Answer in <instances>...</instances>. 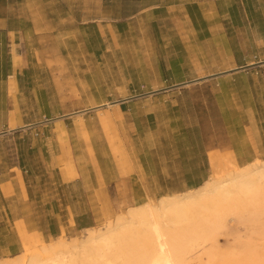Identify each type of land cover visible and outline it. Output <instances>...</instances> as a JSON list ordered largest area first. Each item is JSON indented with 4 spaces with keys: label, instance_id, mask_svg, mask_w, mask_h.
<instances>
[{
    "label": "rangeland",
    "instance_id": "obj_1",
    "mask_svg": "<svg viewBox=\"0 0 264 264\" xmlns=\"http://www.w3.org/2000/svg\"><path fill=\"white\" fill-rule=\"evenodd\" d=\"M150 1L0 0V19L7 16L10 20L7 26L16 34L25 33L31 37L35 32H53L62 42L65 51L77 61L76 66L87 70L88 77L92 78L93 88L83 98L89 104H99L118 96L122 97L132 89V94L154 90V86L148 85L154 79L152 74L133 73L127 67L122 70L124 64L117 62L115 49L111 46L112 43L116 44L115 36L104 27H97V22L106 18V14H109V17L125 15L138 10L140 4ZM262 7L264 8V0H237V4L227 14L231 24L226 35H217L215 38L206 31H201L202 35L190 41L184 66L192 71L189 74L184 72V75H187L184 76V81L242 66L251 61L264 60V43L253 40L249 35L248 25L244 23L252 16L257 24L256 18L261 17ZM142 16L151 17L152 14L148 11ZM137 27L147 28L148 22L144 21ZM229 31L236 36L235 39L230 38ZM235 32L238 35H235ZM132 33L134 32L132 31L125 40V43L131 46L128 51L126 49L128 56L133 52L132 46H135L137 54L142 49L140 42L132 40ZM20 39L23 37L20 36ZM18 41L19 38L14 35L13 51L17 48ZM5 43L3 38L0 41L2 64L5 59ZM107 48L109 49L106 57H92L95 52L100 54ZM233 50L237 52L233 53ZM3 76L4 73H1L0 80ZM127 82H130L129 85L134 84V88L128 89ZM208 90L214 92L216 99L209 95ZM103 107H106V110H97L84 118L81 116L73 119L72 123L71 120L65 123L69 129L70 145L80 144L87 154V160L82 161L86 167V176L67 186H41L46 189L44 193L49 198L54 194L66 198L64 203L68 209L63 213L66 214L69 210L86 211L91 217V226L94 229H101L108 222L111 223L130 205L144 201L156 203L162 195L186 191L200 185L210 176H222L235 170L239 166L234 162L232 154L227 153L226 145L229 142L239 152V163L264 161V65L211 80L209 84L190 85L184 88V92L142 99L138 102L137 110L150 116L146 126L136 131L130 129V119L116 118L110 107L100 106ZM48 108L50 106L45 105V113L51 115L47 111ZM219 114L228 126L226 132L230 140L222 137V127L215 129L214 135L207 128L212 118L218 117ZM11 115L8 126L22 123L18 115ZM32 115L34 110L30 108L27 116ZM24 128L27 127L22 129ZM119 129L123 132L125 130L124 137L118 135ZM23 135L25 136H22L20 141L29 144L30 136L25 133ZM13 142L11 137L1 138L0 150H6L4 148L13 145ZM105 143L108 144L109 150ZM216 145L219 146L218 150L208 151V148H214ZM104 151H110L117 160L121 159L123 153H129L136 167L132 183L129 181L122 186L118 185L116 191L111 185L103 184L98 170L99 162L97 164L96 160L100 159ZM207 162L210 164L209 170ZM111 166L112 164H108L109 168ZM122 171L127 170L123 167ZM130 187L133 193L130 192ZM3 204L4 202H0V223L9 229L12 225L11 216L7 209H2ZM228 229L230 234L222 233L216 238V244L221 251L230 250L236 236L245 238L252 230L247 223L236 220L229 221ZM61 234L67 239H72L80 236L81 232L73 230ZM263 239L258 241L263 243ZM40 245L41 242L34 236L24 235L23 250L38 248ZM1 259L4 258H0V261Z\"/></svg>",
    "mask_w": 264,
    "mask_h": 264
},
{
    "label": "crops",
    "instance_id": "obj_2",
    "mask_svg": "<svg viewBox=\"0 0 264 264\" xmlns=\"http://www.w3.org/2000/svg\"><path fill=\"white\" fill-rule=\"evenodd\" d=\"M236 4L237 0H151L140 4L138 10L125 15L109 17V14H106V18L97 22V27H104L115 36L116 44L112 43L111 46L115 49L117 62L124 64L122 70L127 67L133 73L152 74L154 79L148 85L154 86V90L132 94V89L122 97L118 96L99 104H89L83 98L93 88L92 78L88 77L87 70L76 66L77 61L65 51L62 42L53 32H35L31 37L25 33L16 34L7 26L10 23L7 16L0 19V41L4 38L6 42L4 64L0 62V74L4 73L0 80V139H14L13 145L4 148V151L0 150V202H4L2 209H7L12 221L9 229L0 223V258L23 251L24 235L34 236L38 242H47L61 232L92 227L91 217L86 211L69 210L66 214L63 213L68 209L64 203L66 198L59 194L49 198L45 196L46 189L41 188L51 184L67 186L86 176V167L82 161L87 160V154L80 144L70 145L69 129L65 125L67 121L71 120L72 123L77 117L84 118L91 112L106 110V107L100 106L109 103L113 115L117 113L116 118L130 119V129L136 131L146 126L150 116L137 110L138 102L142 99L184 92V88L190 85L209 84L211 80L264 65V60L251 61L242 66L184 81V76H187L184 72L189 74L192 71L184 66L189 42L202 35L201 31H206L215 38L217 35H226L231 24L227 14ZM262 10L261 17L256 18L257 24L252 16L244 23L248 25L249 35L253 40L263 44V7ZM148 11L151 12V17L142 16ZM144 21L148 22V27L138 29L137 26ZM132 31V40L140 42L142 49L140 48L141 52L137 54L135 46H132L133 52L128 56L126 49L128 51L131 46L125 43V40ZM14 35L19 38L15 51ZM235 35L238 33L235 32ZM20 36L23 37L22 40ZM229 36L231 39L236 38L231 31ZM108 49L102 50L100 54L95 52L92 57L104 58ZM236 52L233 50V53ZM243 66L248 67L238 69ZM129 83L126 84L128 89L134 85ZM208 93L216 99L214 92L208 90ZM45 105L50 106L47 111L51 115L45 113ZM30 108L34 110L31 117L27 116ZM11 114L19 116L22 123L8 126ZM212 119L207 126L212 135L215 129L222 127V137L230 140L226 132L228 126L222 116L219 114ZM23 127L27 128L22 129ZM23 133L30 136L29 144L20 141V138L25 136ZM118 135L124 137L125 130L123 132L119 129ZM105 144L109 150L108 144ZM218 148L216 145L214 148H208V151L214 152ZM226 148L239 167L246 164L239 163V152L232 143H227ZM102 153L96 162H99L98 170L103 184L111 185L116 191V186L132 181L136 167L128 152L123 153L120 160L110 151ZM108 164L112 166L109 168ZM123 167L127 171H122ZM132 190L130 187L131 193Z\"/></svg>",
    "mask_w": 264,
    "mask_h": 264
},
{
    "label": "bare ground",
    "instance_id": "obj_3",
    "mask_svg": "<svg viewBox=\"0 0 264 264\" xmlns=\"http://www.w3.org/2000/svg\"><path fill=\"white\" fill-rule=\"evenodd\" d=\"M232 220L252 230L221 251L216 238L230 234ZM79 231L78 237L59 234L0 264H264V239L258 241L264 238V161L210 176L156 203L130 206L101 229Z\"/></svg>",
    "mask_w": 264,
    "mask_h": 264
},
{
    "label": "water",
    "instance_id": "obj_4",
    "mask_svg": "<svg viewBox=\"0 0 264 264\" xmlns=\"http://www.w3.org/2000/svg\"><path fill=\"white\" fill-rule=\"evenodd\" d=\"M248 66H243V67H240V68H238V69H245V68H247Z\"/></svg>",
    "mask_w": 264,
    "mask_h": 264
}]
</instances>
